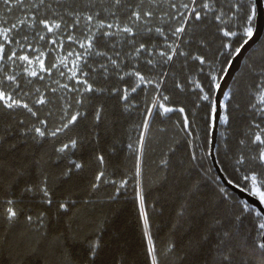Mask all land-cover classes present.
<instances>
[{
  "label": "trees",
  "instance_id": "trees-1",
  "mask_svg": "<svg viewBox=\"0 0 264 264\" xmlns=\"http://www.w3.org/2000/svg\"><path fill=\"white\" fill-rule=\"evenodd\" d=\"M181 2L187 0H156L155 5L150 0H144L142 7L152 10L154 16L149 24L141 23L134 28L135 46L129 43L132 38L126 34L102 36L101 32L108 29L98 30L96 25L100 21H118L121 27L130 24L129 5L134 8L139 0H122L119 6H113L112 0H43V3L41 0H23L22 4L13 3L11 7L0 3V28L17 25L9 34L11 43L5 45L8 54L15 50L17 56L28 55L29 58H34L43 53L42 59L46 68L56 65L51 72L39 69L38 75L32 77L25 62L0 61V79L5 75H14L19 91L28 93L23 99L30 106H33L32 102L38 99L41 93L44 94L49 103L43 106L35 105L34 111L39 112L40 119H44L49 112L53 113L49 126L55 127L63 107L70 104L73 111L77 109L74 101L78 94L69 91L75 86V80L69 79L75 56H70L69 53L83 54L84 50L79 47V43L67 39L70 34L78 41H83L87 35L96 33L93 54L87 56V67H82L85 72H89L92 82L98 88L110 90L117 86L123 87L117 73L122 75L132 67L152 76L167 73L162 89L164 95L171 98L169 106L185 107L192 126L188 132L182 131L183 117L179 112L161 114L157 111L151 118L148 130L144 172L141 177L145 195L143 211L148 215L153 241L158 251L162 252L161 264H191L192 257L188 248L190 242L199 244L196 264H264V250L260 249L257 243L261 239L259 224L263 219L258 218L255 212L241 214L236 201L224 198L219 192L214 179L217 175L216 169L213 168L209 172L213 161L211 156L205 154L210 149L211 134L206 136L207 121L203 107H198L197 90L187 82L190 77L203 80L202 76H198V64L183 56L174 57L172 62L164 64L158 62V56L148 57L143 52L137 56L134 52V47H138L141 42L155 46L157 50L165 47V37L154 31L156 27L164 29L167 43L173 42L174 38L169 30L179 26V21L165 22L167 17L164 14L174 15L170 3ZM220 3L224 5L226 12L229 0H220ZM70 13L81 14L80 23L76 28H72L74 16ZM97 13L99 15H96ZM88 14L95 16V23L90 26L91 32L84 19ZM41 19L55 21L60 23L61 27L52 33L46 32L39 23ZM21 20L25 22L20 24ZM227 21L228 17H225V22ZM149 27L153 29L152 32L146 31ZM216 27L211 13L203 23H194L192 31L184 37L185 40H191V43L182 44V50L189 52L190 56L210 55L211 50L215 48V42H218ZM201 41H207L208 47H202ZM0 43H4L2 37ZM29 44L31 47H27ZM262 44L264 30L259 41L246 53L234 75L228 89V92L232 93L231 97L225 98V102L229 103L230 121L227 124L220 121L214 152L224 161L229 171H232V164L240 153L251 156L260 148V145L251 143L252 137L248 134V128L253 122L264 127V102L260 100L264 77L259 71L264 67V59H261L260 55ZM20 45L25 46L21 48ZM96 51L105 52L107 56L118 59L120 69H115L107 61V57L95 55ZM116 53L120 54L119 58ZM249 56L252 57L251 60L247 59ZM64 58L65 64H61L60 60ZM147 58L157 62L155 68L145 64ZM101 64L107 66V73L100 69ZM247 64H254L256 70L250 71L245 67ZM125 80L131 86L136 83L128 77H125ZM177 81L185 84L183 92L176 89ZM65 84L69 90L62 87ZM5 86L8 87L7 81ZM153 95H156L154 90L145 89V86L141 85L137 93L130 97L125 110L122 102L110 91L89 94L88 101L79 109L87 114L88 119L82 120L80 126L68 134L71 136L78 132L85 137L84 149L69 150L65 160H57L53 148L60 146L61 142H67L66 136L55 139L38 138L39 142L33 141L30 135H26L25 130L37 124L35 118L24 109L0 110V135L6 138L2 154L6 160L27 162V159L43 157L48 161L53 176L59 175L60 171L67 167L69 160L83 159L89 162L72 180L55 181L56 197H67L76 202L75 208L68 213L58 211L55 205L49 207L43 204L39 197H21L28 214H47L46 226L37 229L21 222L10 233L0 230V234L6 235V242L0 244V264H88L92 258L86 252V238L97 228L100 229L103 248L95 258L96 264H150L145 256V225L135 196L136 178L133 173L136 153L128 146L131 144L133 148L136 147L135 141L139 134L137 125L144 119L145 102L150 105ZM96 107L104 109L98 126H94ZM93 132L98 135H93ZM89 136L91 139H88ZM242 140L245 141L244 144H241ZM8 144H16V150L9 152ZM72 152H75V155H72ZM94 152L105 156L106 179L117 181L116 186H119L120 180H128L119 193L115 192V187L110 183L101 184L95 191L90 187L99 168L92 160ZM161 159H167L166 167L158 166ZM8 184L6 179L3 190L0 191V198H7L13 193L19 197L22 182L13 185L11 190ZM232 193L237 199L241 198L234 190ZM41 233H46V240L36 244ZM222 233L228 235L225 237V245H222L225 250L221 254L217 252L215 244ZM169 245L174 246L171 251ZM56 248H59L63 255L56 252Z\"/></svg>",
  "mask_w": 264,
  "mask_h": 264
},
{
  "label": "snow or ice",
  "instance_id": "snow-or-ice-1",
  "mask_svg": "<svg viewBox=\"0 0 264 264\" xmlns=\"http://www.w3.org/2000/svg\"><path fill=\"white\" fill-rule=\"evenodd\" d=\"M150 2L155 5L156 0H150ZM5 6L11 7L13 3L22 4L23 0H0ZM43 3V0H41ZM113 6H119L122 0H112ZM144 0H139V3L133 8L129 5L130 15L128 17L130 24L123 27L118 21L114 23H105L100 21L96 27L98 30H103L105 28L108 31H102L101 35L104 37H112L117 34H126L131 37L129 43L135 46V36L134 28L139 24L143 23L145 25L149 24L154 16V12L150 9H144L142 7ZM170 8L174 10L175 14L169 16L165 13L164 16L167 17V21L171 22L173 20L179 21V26L174 29H170V35L174 38L172 43H167V35L162 27H156L154 31L160 36L165 37L166 45L162 50H157L155 46H151L146 43H139L138 47H134V52L139 56L142 52L146 53L148 57H159V63L167 64L174 60V57L183 56L190 58L198 64V76H202L203 80L199 78H188V83L194 86L197 90V101L198 107H203L205 111L206 124V136L211 134L216 126L217 121H222L227 124L230 121L229 113V103H226L221 99V95L226 97H231L232 93L223 92L224 82H226L233 74V69L236 64V60L241 56L245 49L253 41L257 31H258V21L262 15H264V0H229L228 9L224 11V5L220 3V0H187V2L170 3ZM212 14V19L216 22V32L218 34V42H215V48L211 50V54H196L191 55L189 52L182 50L181 45L185 43H191V40H185L184 37L192 31V26L194 23H203L209 18V14ZM74 16V23L72 28H76L80 23L81 14L80 13H70ZM96 15H99L98 13ZM115 16V13L112 14ZM225 17H228V21L225 22ZM89 26V31L91 32V25L95 23V16L88 14L84 17ZM163 20L164 17H161ZM25 21L21 20L20 24ZM39 23L43 25L46 32L52 33L56 29H60L61 24L48 19H41ZM17 25L13 24L10 28L0 29V37L3 38L4 43H0V61L8 62L11 61L15 63L16 60L25 62L27 65H32L34 62L39 65L40 71L51 72L52 68L56 65H52L51 68H46L44 60L42 59L43 53L39 56L30 59L28 55H19L15 50H12L10 54L6 51L5 45L10 44L9 34L16 29ZM115 29V30H113ZM67 31V28L65 29ZM147 32H152V28H147ZM44 37H41L43 39ZM27 40V37L24 38ZM67 39L74 43H79V47L84 50L81 53H69V55H74L75 59L73 61V69H71L70 80H75V86L72 89H68L65 84L62 87L66 90L71 91L73 94H78L74 103L77 109L73 111L72 106L69 104L60 110V114L57 118V123L55 127H50V121L52 119L53 113L49 112L44 119H40L38 111H34L35 105H46L49 100L44 94H40L39 98L33 101V106H30L28 102L23 99V96H27L28 93H21L19 91V85L16 84V77L14 75H5L0 79V110H17L24 109L31 117L35 118L37 124H33L25 130L26 135H30L33 141L39 142L38 138H59L62 136L67 137V142H61L60 146L53 148V153L57 160H65L68 158L69 150L83 151L85 146V137L81 136L78 132L75 135L69 136V133L74 132L80 126L82 120H87L88 116L85 112L79 109L85 105L88 101L89 94L92 93H105L110 91L114 94L117 99L122 102L125 110H127L128 102L130 97L134 93H137L138 88L141 85L145 86V89L154 90L156 95L151 97V104L149 105L147 101L145 102L144 119L141 124L137 125L139 129V134L136 138V147L130 144L128 147L136 153L135 157V171L133 176L135 179L136 192L135 196L139 202L141 208V218L144 221L145 231L144 236L147 241V247L145 249V256L150 262V264H161L160 256L162 252L158 251L155 242L153 241L152 234L149 230V220L148 215L143 211L145 206V195L142 185L141 177L144 172V153L148 141V130L151 126V118L154 112H160L161 114H168L172 112H179L182 119V131L188 132L192 126V121L189 120L186 114L185 107H174L169 106L171 104V98L168 95H164V90L162 85L165 83L164 77L168 74L163 73L157 76H152L141 70H137L132 67L129 71L123 72L122 75L117 73L118 79L123 82V87L117 86L110 90L105 88H98L95 83L92 82V78L89 72L84 71V67H87L85 61L87 56L92 53V50L96 46L97 35L96 33H91L87 35L83 41H78L73 35H68ZM178 41V42H176ZM55 43V41H53ZM202 47L207 48L208 42L201 41ZM25 45H20L23 48ZM31 47V45H27ZM97 56L107 57V61L115 68L120 69V64L118 59H113L111 56H107V53L96 51L94 53ZM119 53H116L117 58H119ZM255 55V53H253ZM261 59H264V44L260 46ZM251 60L252 57H247ZM66 58L61 59L60 63L65 64ZM145 64L155 68L157 62L152 58L145 59ZM84 65V67H82ZM100 69L104 73H107L108 68L105 64H101ZM250 71H255L254 64L245 65ZM27 71V69H26ZM260 74L264 77V67L259 69ZM29 75L36 77L38 72L36 70L29 71ZM63 75V73H61ZM125 77L135 81V85L131 86ZM237 79H239L237 77ZM5 81L8 82V87L5 86ZM264 85V81H262ZM176 89L181 92L185 89V84L177 81L175 85ZM39 92V90H36ZM55 91V89H53ZM262 94L260 95V100L264 102V87L261 89ZM104 109L103 107H96L94 113V126H98L103 118ZM23 123V121H21ZM255 129V131H253ZM248 134L252 137L251 143L260 145L259 150L251 155L246 156L244 153H240L234 160L232 164V171L228 170L224 161L220 160L211 149L205 154L207 156H212L213 166L209 168V172L213 168L216 169L217 175L214 177L217 182V187L222 196L226 199H233L236 201L240 213L255 212L258 218H264V207H258L257 205L250 202L248 199L239 198L237 199L233 193L232 188L239 190V192L246 193L247 196L254 198L258 201L260 206H264V127L260 124L253 122L249 125ZM93 135H98L93 132ZM91 139V136L88 137ZM6 143V138L4 135H0V191L3 190L5 180L9 181V190L12 189L13 185L23 184L20 189V196H15L13 193L7 198H0V230L3 233H10L14 231L15 227L23 222L26 225L34 226L39 229L41 226H46L47 214L45 212L39 213V215L28 214V212L23 207V200L21 197L31 196L33 198L39 197L43 204L49 207L55 205L57 210H63L64 213H68L73 208H75L76 202L70 200L69 198H57L56 197V187L55 181L61 180H72L75 175L83 171L88 166V161L83 159L80 160H69L66 168L60 171L59 175L53 176L50 171L48 161L43 157L39 159H27V162L20 161H8L5 159L3 153L4 145ZM207 143V141H206ZM214 143V141H213ZM245 141H241L244 144ZM16 144H8V151L14 152L16 150ZM75 155V152L71 153ZM193 154V159H195ZM51 160V156H49ZM92 160H94L99 168L97 169L93 182L90 187L93 191L97 190L101 184H112L115 187V192L119 193L122 188H124L128 180L122 179L119 181V186H116L117 181H109L106 179L107 167L106 159L100 152H94L92 155ZM167 159H161L158 166H167ZM243 169V171H241ZM115 197H110L114 199ZM87 204L88 201H85ZM239 217H237L238 219ZM259 236L261 239L257 241L260 249L264 250V223L259 224ZM100 229L97 228L90 234L89 238H86V252L92 259L88 264H96V257L99 256L100 251L103 248L102 237L99 234ZM227 233L219 234L215 247L218 253H223L225 248V237ZM59 240V237H57ZM207 239V237H204ZM46 240V233H41L39 239L36 240V244H41ZM6 242V235L0 234V244ZM169 251H171L174 246L169 245ZM189 254L192 257L191 264H196L197 252L199 251V244L190 242L188 245ZM35 251V249H33ZM56 252L63 253L59 248L55 249Z\"/></svg>",
  "mask_w": 264,
  "mask_h": 264
},
{
  "label": "water",
  "instance_id": "water-1",
  "mask_svg": "<svg viewBox=\"0 0 264 264\" xmlns=\"http://www.w3.org/2000/svg\"><path fill=\"white\" fill-rule=\"evenodd\" d=\"M263 30H264V15H262L260 17L259 21H258V31H257L253 41L245 49V51L241 54V56L236 60V64H235V67L233 69L232 76L226 82H224L223 92L228 93L229 86H230V84H231V82H232V80L234 78V75L239 70V68H240V66L242 64V60H243L244 56L249 51V49L259 41V39L262 36ZM225 98H226V96L221 95V99H223L225 101ZM219 123H220V121L216 122V126H215L214 130L211 133L210 149L213 151L214 154H215L214 147H215V143H216ZM213 141H214V143H213ZM211 159L213 161L212 156H211ZM232 190H234L238 194L239 197L248 199L250 202H252L253 204L257 205L258 207H264V206H260L258 201H255L254 198L247 196L246 193L239 192V190H237L235 188H232Z\"/></svg>",
  "mask_w": 264,
  "mask_h": 264
},
{
  "label": "rangeland",
  "instance_id": "rangeland-1",
  "mask_svg": "<svg viewBox=\"0 0 264 264\" xmlns=\"http://www.w3.org/2000/svg\"><path fill=\"white\" fill-rule=\"evenodd\" d=\"M30 59H33V58H30ZM28 69H29V71H31V70L38 71L39 70V65L34 62L32 65H28ZM262 219H263V221L261 223H264V218H262Z\"/></svg>",
  "mask_w": 264,
  "mask_h": 264
}]
</instances>
